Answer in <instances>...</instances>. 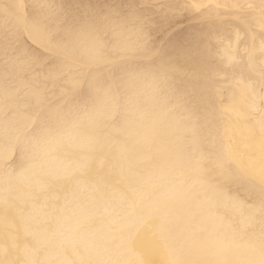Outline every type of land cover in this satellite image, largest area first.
<instances>
[{"label": "bare ground", "instance_id": "1", "mask_svg": "<svg viewBox=\"0 0 264 264\" xmlns=\"http://www.w3.org/2000/svg\"><path fill=\"white\" fill-rule=\"evenodd\" d=\"M0 264H264V0H0Z\"/></svg>", "mask_w": 264, "mask_h": 264}, {"label": "rangeland", "instance_id": "2", "mask_svg": "<svg viewBox=\"0 0 264 264\" xmlns=\"http://www.w3.org/2000/svg\"><path fill=\"white\" fill-rule=\"evenodd\" d=\"M153 16H155L156 17V15H153ZM199 25V24H198ZM194 26H197L195 23H178L176 26H173V27H171L169 30H170V32H172V34H170V35H167L169 32L167 31V32H161V33H158V34H155L152 38H151V41H153L152 42V44H153V47L155 48V46H156V44L155 43H157V46L156 47H159V48H161V52L163 51L164 52V50H165V52H166V50H167V48L169 47V46H167V47H165V45H167V43H168V41L173 37V35L174 34H177V33H182V32H184V31H186V30H190L192 27H194ZM163 33V34H162ZM167 33V34H166ZM157 35V36H156ZM159 35V36H158ZM160 35H162V36H164V35H167V37L165 36V38L164 39H162V38H160ZM161 36V37H162ZM156 38V41L154 40ZM157 38H159L160 40L162 39L163 40V42H162V40L160 41L159 39L157 40ZM166 39V40H165ZM158 41H160V42H158ZM162 42V44H160ZM159 44H160V46H159ZM169 45V44H168ZM27 46H28V48H30V49H34L35 48V46L31 43V42H29V41H27ZM159 48L157 49V48H155L156 50H159ZM164 48H166V49H163ZM42 52H44V54H45V56H50V54L49 53H47L46 51H42ZM112 67H107V68H105L104 69V71H106V70H110ZM65 95V94H64ZM63 94L61 95V96H64Z\"/></svg>", "mask_w": 264, "mask_h": 264}]
</instances>
